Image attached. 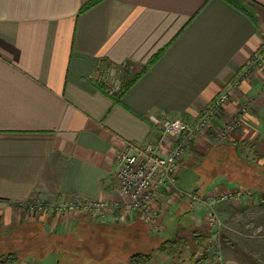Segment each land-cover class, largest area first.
I'll list each match as a JSON object with an SVG mask.
<instances>
[{"label":"crops","instance_id":"obj_1","mask_svg":"<svg viewBox=\"0 0 264 264\" xmlns=\"http://www.w3.org/2000/svg\"><path fill=\"white\" fill-rule=\"evenodd\" d=\"M87 1L0 0V253L30 251L34 235L58 245L82 244L91 228L109 226L154 237L151 250L166 239L187 237L176 255L192 264V247L198 248L193 231L200 228L192 211L202 210L183 192L201 196L238 188L214 177L239 163L230 156H237L235 144L252 147L264 161V143L244 124L253 104L262 101L261 66L240 79L211 127L179 160L174 178L180 191L160 197L167 205L161 231L150 232L136 212L120 221L87 212L63 217L50 206L122 201L114 177L121 141H157L160 131L148 114L194 120L264 41V0H247L255 23L224 0H100L80 12ZM103 62L121 69L125 88L119 96H109L95 79ZM243 108V126L218 138L213 128ZM170 144L165 138L161 152ZM33 200L43 204L39 214L29 211ZM260 201L218 205L232 208L237 234L243 235L247 221L264 229V217L243 218L254 216ZM221 256L218 264H245L227 247Z\"/></svg>","mask_w":264,"mask_h":264},{"label":"built area","instance_id":"obj_2","mask_svg":"<svg viewBox=\"0 0 264 264\" xmlns=\"http://www.w3.org/2000/svg\"><path fill=\"white\" fill-rule=\"evenodd\" d=\"M260 66L263 67L264 73V41L260 42L256 51L246 60L241 72L222 87L194 120L186 121L180 118H164L148 114L147 120L158 128L160 138L144 144L123 139L115 152V185L122 201L100 199L60 201L50 206V209L58 214L87 212L97 218L116 215L120 221H124L130 213L136 212L150 232L161 231L163 226L160 217L165 204L164 201H160V197L163 193L173 190L180 191L177 189L174 178L178 161L187 148L195 143L207 128L211 127L213 119L220 113L223 104L233 95L240 79L252 69ZM128 70L131 71V68ZM94 76L109 96L115 97L122 93L124 84L121 80V69L118 66L103 62L96 66ZM243 110L244 108L222 128H213L218 138L243 126ZM165 138H169L171 144L162 153V142ZM210 191L203 198H198L192 192L183 193L192 201L199 202L209 226V235L213 236V234H218L217 231L222 226L219 215L214 210V204L237 199L251 201L254 200L252 198L254 191L250 188H236L222 193ZM32 206L38 210L43 208V204L36 200L31 202L30 209ZM214 252L216 259L208 264L221 262V254L218 251Z\"/></svg>","mask_w":264,"mask_h":264},{"label":"rangeland","instance_id":"obj_3","mask_svg":"<svg viewBox=\"0 0 264 264\" xmlns=\"http://www.w3.org/2000/svg\"><path fill=\"white\" fill-rule=\"evenodd\" d=\"M261 91L260 100L262 101L253 104L254 108L249 111V113L251 112L249 115L251 118L246 117L244 122L246 125L245 131L256 133V142L258 144L264 143V88ZM234 146L239 163L233 161L237 158L235 154H233L234 151H232L230 156L232 158L231 160L234 162V166L227 164L226 170L218 171L214 177H224L237 187L254 189L255 191L253 190L254 192L252 195L254 200L248 202L252 204L255 199L261 201L258 203V206L253 209V211H255L252 212L254 216H243V218H247L246 220H248V218L262 219L264 215L262 213L260 214L259 211L264 213V206H262L264 205V161L252 147L236 144ZM231 160L229 161L231 162ZM222 162H224V160H222ZM175 174L176 173H174V176ZM195 195L198 198L204 197V195ZM233 201L244 202L243 199ZM197 203L199 204V202ZM218 204L219 202L215 203L213 207L219 215L222 226L219 231H217L218 234H213V236L209 235V226L206 222L201 205L199 204L202 213L199 208L192 211L195 212V215L199 218L197 222L192 219L193 224L200 223L199 229L205 230L204 233L206 234L203 246L198 248L192 247V264H208L214 262L216 259L214 251H218L219 254H222L224 247H227L230 253L238 256L245 264H264V251L262 250L264 249V229L253 225L252 220L242 224L241 228L244 232L243 235L237 234L236 222L232 218V208L228 205ZM166 207L167 205L165 204L162 210L163 213L166 211ZM29 211L32 212V214H36L34 212L39 214L38 212H41L42 209L38 210L35 206H32V209L29 207ZM257 211L259 213H256ZM68 214L69 213H60L58 215L65 217ZM201 214L203 215L202 222H200ZM185 222L187 223L188 221L179 223L184 224ZM146 228L148 229L147 225ZM158 234L163 235L162 232ZM239 235H241V239L237 242L236 240L240 238ZM149 236L150 235H142L137 237L133 232L129 231V229H112L109 226H97L87 231L86 238L83 240L84 242H82V244L73 242L67 245H58V242L50 239L46 241L45 238L34 235L31 241L32 244L30 243L31 245H28L30 248H27L30 251L18 253L15 262L11 264H124L132 254L136 252H149L151 250L149 244L153 241L154 237ZM209 238L210 240H208ZM185 239L188 240L189 238L186 237ZM58 241H61L60 243L65 242L64 239H58ZM181 257H183V255ZM147 264H183V262L180 261L178 255L174 257L166 256L164 259L162 253L154 252L153 257Z\"/></svg>","mask_w":264,"mask_h":264},{"label":"trees","instance_id":"obj_4","mask_svg":"<svg viewBox=\"0 0 264 264\" xmlns=\"http://www.w3.org/2000/svg\"><path fill=\"white\" fill-rule=\"evenodd\" d=\"M100 0H88L84 4H82L80 8V12L84 11L85 9L95 5ZM236 9L240 10L244 13L250 20L255 23V13L253 7L247 0H224ZM125 88V86H124ZM104 90V89H103ZM124 90V89H123ZM237 157V156H236ZM245 166V165H243ZM205 230L195 229L193 231V238L197 240L198 247L203 246V242L206 238V234L204 233ZM185 244L184 237H177L174 239H166L162 241L159 246L152 249L149 252H136L129 257V264H147L151 258L153 257L154 252H161L166 255L174 256L176 254L181 253V249ZM24 252L26 250H13L11 248H6L5 251L0 253V264H11L15 262L18 253Z\"/></svg>","mask_w":264,"mask_h":264},{"label":"flooded vegetation","instance_id":"obj_5","mask_svg":"<svg viewBox=\"0 0 264 264\" xmlns=\"http://www.w3.org/2000/svg\"><path fill=\"white\" fill-rule=\"evenodd\" d=\"M263 80H264V74H263ZM237 158V157H236ZM238 159V158H237ZM238 188H242V187H238ZM243 188H247V187H243ZM254 190V189H253ZM255 191V190H254ZM260 195V194H259ZM261 196V195H260Z\"/></svg>","mask_w":264,"mask_h":264}]
</instances>
